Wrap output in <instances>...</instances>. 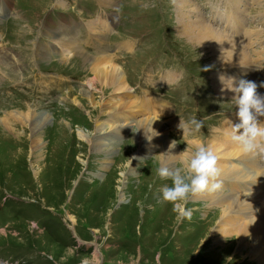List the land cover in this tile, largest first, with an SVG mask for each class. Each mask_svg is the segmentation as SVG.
Returning <instances> with one entry per match:
<instances>
[{
	"label": "rangeland",
	"instance_id": "rangeland-1",
	"mask_svg": "<svg viewBox=\"0 0 264 264\" xmlns=\"http://www.w3.org/2000/svg\"><path fill=\"white\" fill-rule=\"evenodd\" d=\"M189 1L195 7L193 20L198 12L207 19L217 2ZM246 1L250 2V14L261 17L248 27L259 37L247 46L248 63H255L254 58H264V0ZM2 3L0 264H264L260 259L264 248L253 247L252 251L249 246L242 247L249 239L241 241L228 223L223 226L226 233L217 231L223 208L212 200L195 199V194H190L186 202H175L179 205L175 208L173 202L161 199V188L170 180L160 178L156 167L181 166L195 143L218 150L222 147L215 134L219 127L213 130V119L205 118L204 110L196 107L194 90L206 86L213 73L206 69L219 68L212 75L214 91L215 78L225 82L229 78L227 67L215 63L213 54L178 34L181 11L177 0H114L110 4H100V0H0ZM99 10L111 14L101 24L106 29L113 24V34L104 43L116 56L97 49V57L77 48L74 52L76 41L63 35L71 21H81L85 28L80 30L81 36L76 35V45L82 50L88 46L93 52L94 41L86 32ZM91 30L88 33L98 43L103 38L99 29ZM119 42L117 48L123 51L116 49ZM104 59L101 67H120L131 86L142 83L141 95L129 92L133 106L113 124L107 109L113 102H126L123 97L127 92L108 88L101 95L98 89L102 87L94 81L93 100L84 93L96 77L91 68ZM147 60L180 68L181 86L192 87L186 95L181 94L191 101L189 111L182 115L184 122L170 97L178 95V88L168 93L172 104L162 102L165 108L161 105L148 113L155 108L153 98H149L148 110L137 107L153 89V77L145 80L143 76ZM170 73L173 75L165 83L181 78L180 73ZM161 93L166 94L164 90ZM219 111L217 107L210 117ZM167 112H173L172 116ZM150 114L159 119L147 117ZM193 117L202 121L201 128L183 132L178 127L180 121L186 123ZM144 121L162 127L154 144L139 133L137 124ZM108 135L112 146L104 139ZM161 138L173 149L167 162L162 159L166 148H162ZM184 208L190 209L187 217L180 214ZM250 216L245 219L252 221L255 212Z\"/></svg>",
	"mask_w": 264,
	"mask_h": 264
},
{
	"label": "bare ground",
	"instance_id": "bare-ground-1",
	"mask_svg": "<svg viewBox=\"0 0 264 264\" xmlns=\"http://www.w3.org/2000/svg\"><path fill=\"white\" fill-rule=\"evenodd\" d=\"M112 2H114V0H100V4H110ZM177 4L179 7L178 9L181 11V13L179 11L180 14L178 13L179 15L177 16L178 34L180 36L191 42L193 45L201 47L203 51L209 53L210 55L213 54V58L215 59V63L217 64L223 65L225 67H239L248 63V61L250 60V52H247L245 49L247 46H251V44H253L259 37L257 35H254V30L249 28L243 29V23L246 22L247 19L243 17L242 12L237 11L236 7H238L239 4H242L244 6L242 11H246L250 6V2L246 0H229L228 8L231 9V13H235V16L230 17V21L234 25V33L229 34L214 29L213 27L208 25L207 21L205 22V20H199L198 18L193 20L192 14L195 11V7L193 6V3H191V1L177 0ZM255 4L258 3L256 2ZM238 10L241 11L240 9ZM245 13L250 18H253V16L249 15L248 11H246ZM235 28H237V30H235ZM242 32V40L234 39L236 37L235 34L239 35ZM252 36H254V38H252ZM105 62L106 61L104 59L101 63L97 62V65L91 68V72H95L94 75H96V77L93 76V79L89 83L91 87L90 90H85L84 93L88 97L89 101L93 100L94 96L91 91H93L95 87L94 81L100 83L102 89L98 90L101 91V95L105 94L108 88L113 92H127L124 93L125 97H123L124 99H128L126 100V102L123 101L119 104H116L117 102H113L112 104L110 103L111 106L108 105V120L113 124L115 121H117V119H119V117H122V115L120 114H122L125 109L131 108L133 104L131 101H129L131 96L129 93V87L127 86V83L125 81V74L123 70L120 67L112 64H107V67H101ZM234 73L235 71H233V74ZM233 74H227V76L233 77ZM164 75L166 79L170 80V75L173 74L168 72L164 73ZM175 77L176 81L177 76L175 75ZM250 77L251 76L245 77V79L250 80ZM229 84V80L225 82L219 81V79L215 78V80L213 81L216 93L226 97L234 95V93L227 88L229 87ZM149 98L154 99V109L159 110L163 101L152 97L150 94L147 95V93H145V96L142 98V106H139L141 104V102H139L137 107L140 109L143 108L144 110H148L150 105ZM162 106L164 107V105ZM150 116H152L153 119L156 120V116L158 115H147V117ZM233 118H236V114L229 117L226 121L223 122V124H220L221 126L218 129H216V138L218 140L219 146H222L220 147V150H218V148L213 149L209 147L212 149L218 159L217 167L219 169V175L214 178V180L219 181L220 187L213 191L215 194L208 191L195 193V199L204 200L207 198L210 201L212 200V202L218 205L219 208L221 206L223 210H221L219 221H217V225L219 224L221 225V227L217 229V231L223 232V226L228 223L227 225H230V228H234V232L235 230L237 231V236L241 239V241L244 242L245 240L249 239L245 242V244L242 245V247H244V245L245 247L249 246L248 249H252L253 251V247L254 249L264 248V165L260 163V160L256 157V155L252 153H244L239 145H237L230 139L228 133L231 130V126L239 122ZM126 119V117L123 118V120ZM137 126L140 135L142 137H147L148 141L151 144H154L156 135L162 131V127H160L159 124L155 121H150L149 123H146V121H144L142 124L138 123ZM100 130H102V127ZM111 137V135L104 137V139L108 142V146L113 145ZM163 140L164 138H161L160 141L162 148H166V155L164 156L162 154V159L164 162H167L168 159H170L173 155V149L168 146L167 143L164 144L162 142ZM104 144L105 143H101V145ZM200 144L201 143H195V146L191 147V151H193L195 147ZM148 148L152 149V145ZM35 150H39L38 141H36ZM237 155L241 156L238 160L240 165L234 163V158ZM226 160L227 162L225 164ZM220 161H222V163ZM252 212H255V217L253 218V220H246L247 218L251 217L250 215H252ZM260 259H264V252H262Z\"/></svg>",
	"mask_w": 264,
	"mask_h": 264
},
{
	"label": "clouds",
	"instance_id": "clouds-1",
	"mask_svg": "<svg viewBox=\"0 0 264 264\" xmlns=\"http://www.w3.org/2000/svg\"><path fill=\"white\" fill-rule=\"evenodd\" d=\"M228 80L230 84L227 88L234 93L231 101L236 106L235 114L239 121L231 126L228 135L244 153H252L264 160V122L257 120V117L264 116V94L256 91L257 83L252 80L243 77H229ZM260 86L264 87V82ZM201 126L202 121L194 117L186 123L180 121L178 125L183 132H193ZM155 171L160 178L170 180V184L161 188V199L173 202L175 208L179 207L175 202H186L190 194L212 192L220 187L219 181L214 180L219 175L217 157L205 144L196 146L181 166L161 164ZM180 214L187 217L190 209L184 208Z\"/></svg>",
	"mask_w": 264,
	"mask_h": 264
}]
</instances>
